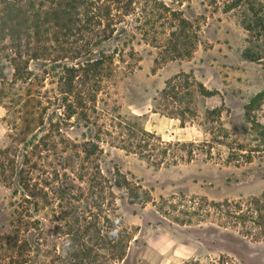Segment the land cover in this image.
<instances>
[{
    "label": "rangeland",
    "instance_id": "rangeland-1",
    "mask_svg": "<svg viewBox=\"0 0 264 264\" xmlns=\"http://www.w3.org/2000/svg\"><path fill=\"white\" fill-rule=\"evenodd\" d=\"M134 6L109 41L98 46L100 33L84 38L90 49L108 56L96 100L87 105L90 119L58 120L68 113L64 107L45 111V121L55 114L53 122L68 138L64 157L74 165L61 169L57 163L66 161L49 151L35 155L34 162L46 171H37L40 180L52 181L45 187L47 198H40L36 208L0 182V264H264V241L242 235V228L212 205L264 193V148L257 147L251 129L254 119L264 125V36L249 33L238 11L224 13L206 0H135ZM178 10L198 24L196 36L190 31L194 48L189 57H179L173 49V41L180 43L171 36L177 29L172 12ZM70 42L81 45L76 39ZM43 63H31L41 83L16 85L14 99L27 95L29 87L44 101L59 93L61 75H46L50 66ZM5 66L2 76L8 83L13 70ZM180 74H186L181 85L186 79L191 85L182 88V103L169 91L161 95L166 83ZM259 94V103L248 114ZM182 108H189L185 127L179 119ZM8 114L0 104V149L19 131ZM49 127L47 122L45 130ZM36 133L39 139L45 131ZM145 133L163 143L150 140L142 155ZM92 144L98 150L88 160ZM96 168L106 179L99 202L101 192L90 188ZM118 171L148 191L150 201L132 204L126 190L114 186ZM60 185L69 186L73 199L60 202L54 194ZM25 208L32 210L33 228L25 232L21 227L20 240L31 243L22 259L7 244ZM88 226L84 243L91 254L76 259L74 252L81 247L72 235Z\"/></svg>",
    "mask_w": 264,
    "mask_h": 264
},
{
    "label": "trees",
    "instance_id": "trees-1",
    "mask_svg": "<svg viewBox=\"0 0 264 264\" xmlns=\"http://www.w3.org/2000/svg\"><path fill=\"white\" fill-rule=\"evenodd\" d=\"M206 1L209 6L216 10L222 9L224 13L238 11L241 24L249 33L256 37L264 36V0ZM134 5L135 0H0V63H3V66H0V104L6 105L10 117L14 116V130L18 131L19 129L11 136L10 145L0 149V182L10 188L13 187L14 195L20 192L24 202L28 205L38 207L39 199L46 197L45 187L52 184V181L40 180V175L37 173L42 171L46 174V171L43 167L41 169L40 164L34 162L36 154L49 151L53 156H57L60 161H66L64 165L61 162L57 163V166L62 167L61 169L74 165L70 157H64L65 151L70 148L69 140L63 134L61 126L57 122H53V115L55 114L48 118L47 122L50 127L45 130L47 123L45 111L53 107L57 110L64 107L68 113L64 114V118L57 117L58 120L66 121L74 116L79 120L90 119L87 105L90 101L96 100L97 92L100 90L103 81L104 65L108 56L105 51L97 53L98 50L90 49L91 46L84 38H89L90 35L98 37L97 34L100 33V43H96L98 46L109 41L116 31V27L124 23L135 12ZM163 9L169 11L165 6ZM172 13L177 21V29L171 33V36L174 40L180 41L178 44L173 41V49L179 57H189L191 49L194 48V43L189 42L191 40L190 31H193V36H196L198 24L195 25L196 21L191 22L190 19L185 18L182 10ZM123 31L125 32L124 29ZM71 39H76L77 43L80 42L81 45L76 46L70 42ZM96 53L99 56L93 58ZM80 57L84 60L78 61L72 66L68 64ZM33 62H44L42 65L49 64L50 69L45 70L44 73L51 75L56 72L58 76L61 75L59 85L63 88L53 98H48L45 101L40 92L35 91L37 95L34 94L32 87H29L27 95L14 99L11 96V90L16 85L33 86L35 81L41 83L42 79L35 76L31 70V63ZM5 63L13 70L12 79H7L8 83L3 81L5 79L2 76L6 67ZM185 75L180 74L167 82L161 95L164 96L169 91L173 93L174 98L182 103L184 96L179 97L182 88L187 87L189 89L191 87L187 79L183 86L181 85ZM199 87L201 88L202 85ZM262 95L259 94L252 100L247 108L248 114L253 105L259 103ZM6 99H10V104L5 102ZM187 111L183 108L180 110L181 118L179 119L182 127H185V113ZM17 113L18 116H16ZM18 121H20L19 124ZM251 125L252 132L255 133L257 147L260 148L259 145H261L264 148V125L255 119ZM36 129H38V133L45 131L39 139L37 133L35 134ZM145 135L148 136V139L144 138L143 140L145 141L144 145L139 151L142 155L148 151L150 140L163 143L153 134L145 133ZM57 137L60 139L57 140ZM171 145L173 144H167V146ZM174 145L186 146L185 143L179 142ZM92 146L93 148L88 151V160L98 150L95 144ZM190 155H192L191 151ZM20 157L21 160H19ZM247 157L252 158L251 156ZM96 169V175H92L90 179V188L97 192V195H100L101 192V195L97 196L100 197L97 198V202H99L104 200L106 179L98 171V168ZM54 172L57 173L56 168ZM34 175L36 176L34 177ZM64 176L68 180L67 176ZM116 176L118 178H116L114 186L117 189H125L132 204L144 205L150 201L151 197L148 191L129 182L126 176L119 171ZM54 194L60 202L73 199L69 186L64 188L60 185ZM93 194L95 197L96 194ZM212 205L224 211L226 219L233 221L234 225H239L242 228V235L251 237L256 241H264V193L246 201H226ZM223 206H226V209L222 208ZM31 213L32 210L29 208L18 213V217L21 216V219H18L20 227L15 226V233L8 238L10 241L7 244L8 249L17 251L18 256L22 259L29 251L31 243H28L29 241L27 242L26 239L20 240V233L24 227L25 232H29L33 228ZM76 231L72 235L73 243L79 245L81 250L74 252L73 256L76 259L87 257L88 254H91V250L84 243V237L90 233L91 229L88 226L82 230L78 228ZM123 256H120V260L124 259Z\"/></svg>",
    "mask_w": 264,
    "mask_h": 264
},
{
    "label": "clouds",
    "instance_id": "clouds-1",
    "mask_svg": "<svg viewBox=\"0 0 264 264\" xmlns=\"http://www.w3.org/2000/svg\"><path fill=\"white\" fill-rule=\"evenodd\" d=\"M115 234H116L115 232L112 233V235H115Z\"/></svg>",
    "mask_w": 264,
    "mask_h": 264
}]
</instances>
